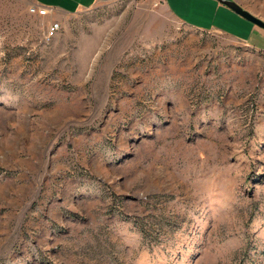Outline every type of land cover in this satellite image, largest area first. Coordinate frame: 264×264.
<instances>
[{
	"label": "rangeland",
	"instance_id": "374dc122",
	"mask_svg": "<svg viewBox=\"0 0 264 264\" xmlns=\"http://www.w3.org/2000/svg\"><path fill=\"white\" fill-rule=\"evenodd\" d=\"M32 1L0 0V264H264V30L215 0Z\"/></svg>",
	"mask_w": 264,
	"mask_h": 264
},
{
	"label": "crops",
	"instance_id": "0c3cea01",
	"mask_svg": "<svg viewBox=\"0 0 264 264\" xmlns=\"http://www.w3.org/2000/svg\"><path fill=\"white\" fill-rule=\"evenodd\" d=\"M98 1L99 0H33L31 8H45L48 13L72 14L81 9L91 7Z\"/></svg>",
	"mask_w": 264,
	"mask_h": 264
},
{
	"label": "water",
	"instance_id": "95a60500",
	"mask_svg": "<svg viewBox=\"0 0 264 264\" xmlns=\"http://www.w3.org/2000/svg\"><path fill=\"white\" fill-rule=\"evenodd\" d=\"M217 3L220 5L226 7L245 21L251 23L253 26L264 30V22L245 9H243L240 5H238L235 1L233 0H215Z\"/></svg>",
	"mask_w": 264,
	"mask_h": 264
},
{
	"label": "built area",
	"instance_id": "2783aa9c",
	"mask_svg": "<svg viewBox=\"0 0 264 264\" xmlns=\"http://www.w3.org/2000/svg\"><path fill=\"white\" fill-rule=\"evenodd\" d=\"M30 12L39 16H44L48 13L45 8H31ZM59 29V25L57 23H52L48 29V38L53 36Z\"/></svg>",
	"mask_w": 264,
	"mask_h": 264
}]
</instances>
